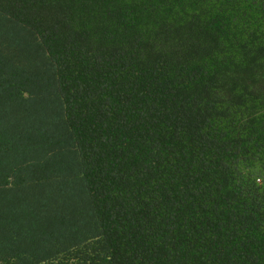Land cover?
Listing matches in <instances>:
<instances>
[{
	"label": "trees",
	"instance_id": "obj_1",
	"mask_svg": "<svg viewBox=\"0 0 264 264\" xmlns=\"http://www.w3.org/2000/svg\"><path fill=\"white\" fill-rule=\"evenodd\" d=\"M0 264H264V0H0Z\"/></svg>",
	"mask_w": 264,
	"mask_h": 264
}]
</instances>
